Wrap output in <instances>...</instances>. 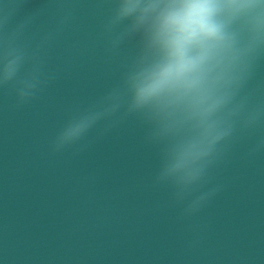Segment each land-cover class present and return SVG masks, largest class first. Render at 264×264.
<instances>
[{
    "label": "water",
    "instance_id": "1",
    "mask_svg": "<svg viewBox=\"0 0 264 264\" xmlns=\"http://www.w3.org/2000/svg\"><path fill=\"white\" fill-rule=\"evenodd\" d=\"M9 3L17 21L38 13L25 33L32 43L61 4L77 11L47 51L58 79L24 107L0 90V264H264V154L249 158L251 141L242 142L216 174L223 191L190 219L153 185L155 151L134 121L79 155H53L68 112L118 75L100 35L107 2ZM256 87L264 97V67Z\"/></svg>",
    "mask_w": 264,
    "mask_h": 264
},
{
    "label": "clouds",
    "instance_id": "2",
    "mask_svg": "<svg viewBox=\"0 0 264 264\" xmlns=\"http://www.w3.org/2000/svg\"><path fill=\"white\" fill-rule=\"evenodd\" d=\"M106 2L100 35L118 75L68 112L50 152L79 155L134 121L155 151L153 185L169 192L179 219L195 217L223 191L216 174L242 142L251 141L249 158L264 154V97L256 87L264 0ZM17 11L9 0L0 4V90L24 107L58 79L47 51L77 9L61 4L55 26L35 43L25 33L38 13L17 21Z\"/></svg>",
    "mask_w": 264,
    "mask_h": 264
}]
</instances>
